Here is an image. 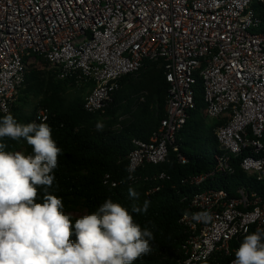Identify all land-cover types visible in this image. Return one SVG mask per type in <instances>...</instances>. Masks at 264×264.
Segmentation results:
<instances>
[{
	"label": "built area",
	"instance_id": "built-area-1",
	"mask_svg": "<svg viewBox=\"0 0 264 264\" xmlns=\"http://www.w3.org/2000/svg\"><path fill=\"white\" fill-rule=\"evenodd\" d=\"M31 59L47 61L59 80L89 86L88 113L103 110L122 78L145 61L164 62L167 116L149 140H133L132 181L145 164L166 161L169 145L196 108L199 76L205 114L222 122L215 130L221 154L213 170L191 184L232 175L235 160L248 178L264 183V0H0L1 114H11ZM48 117L40 108L34 122ZM105 184L120 183L107 176ZM190 204L189 216L181 219L190 233L185 264L235 254L246 235L264 229V195L251 185L239 186L234 195L208 189ZM202 211H210L212 220H192Z\"/></svg>",
	"mask_w": 264,
	"mask_h": 264
},
{
	"label": "trees",
	"instance_id": "trees-1",
	"mask_svg": "<svg viewBox=\"0 0 264 264\" xmlns=\"http://www.w3.org/2000/svg\"><path fill=\"white\" fill-rule=\"evenodd\" d=\"M40 61L48 64L44 59ZM76 88L72 80H59L54 69L47 73L27 70L24 87L11 114L18 123L27 124L34 122L40 108L48 110L45 123L51 127L52 137L61 149L53 173L55 180L48 193L62 198L65 214L71 216L80 208L91 214L110 198L127 208L134 222L142 228L147 225L152 231L151 252L133 264H185L184 245L190 233L181 219L185 211L192 210L190 200L194 195L213 188H223L234 195V191L244 185H251L264 195V183L248 178L239 167V160H235L238 162H235L232 175L191 184L192 178L211 172L217 155L221 154L215 130L222 122L209 120L205 114L203 84L199 76L194 86L196 108L189 113L175 142L169 145L166 161L140 167L133 181L128 179L133 140H149L167 116L169 84L164 62L147 60L140 71L123 77L112 101L96 113L85 110L86 96L77 92L78 89L74 94L70 93V89ZM32 98L37 99V104H32ZM28 109H33V113ZM4 116L0 113V119ZM98 121L104 124L103 131L96 130ZM0 142L6 144V152L23 149L24 155L32 154V146L24 138L5 137ZM181 157L187 162L182 163ZM161 174H165L166 179H160ZM107 176L120 184L117 187L105 184ZM130 187L139 193L137 203L141 209L145 200L150 202L146 212H131L134 201L129 198ZM43 195L44 186H38V203L42 202ZM75 220L72 217L73 224ZM70 240L76 242L74 230ZM238 242L240 238H235L234 247ZM235 258V254L217 253L201 264H231Z\"/></svg>",
	"mask_w": 264,
	"mask_h": 264
},
{
	"label": "clouds",
	"instance_id": "clouds-1",
	"mask_svg": "<svg viewBox=\"0 0 264 264\" xmlns=\"http://www.w3.org/2000/svg\"><path fill=\"white\" fill-rule=\"evenodd\" d=\"M103 129L98 121L96 130ZM5 137L24 138L32 154L6 152V144L0 142V264H133L151 252L152 231L134 222L130 211L110 198L72 223L62 198L48 193L61 149L47 123H18L9 113L0 119V140ZM38 186H44L41 203ZM128 194L134 201L131 212L147 211L149 201L141 209L139 193L130 187ZM183 215L187 218L189 212ZM191 218L207 223L213 217L202 211ZM73 230L75 243L70 240ZM262 237L264 229L246 235L232 264H264Z\"/></svg>",
	"mask_w": 264,
	"mask_h": 264
},
{
	"label": "rangeland",
	"instance_id": "rangeland-1",
	"mask_svg": "<svg viewBox=\"0 0 264 264\" xmlns=\"http://www.w3.org/2000/svg\"><path fill=\"white\" fill-rule=\"evenodd\" d=\"M27 67H28V70L35 69L37 71H42V72L44 71L46 73H47V71L51 70L49 63L46 65L44 62H42L40 60L39 61L38 60H34V59H31L30 60V62L28 63V66ZM76 85H77L78 88L72 89V90L70 89V93L74 94L76 92L75 90L78 89L77 92H80L84 96H86L87 93H88L89 86L88 87H87V85L81 86L79 84H76ZM92 86L93 85L91 84L90 87H92ZM31 100H32V104L33 105L37 104V102H38L37 99H35V98H32ZM28 110H29L30 113H33V111H34L33 109H28ZM209 120H211V119H209ZM19 152H21L22 154H24L23 153V149L20 150ZM224 182L226 184H228V186H229V188L231 190H234V187L231 184L227 183V181H224ZM86 214H87L86 209L80 208L76 212L71 213V216L73 218L78 219L81 216L86 215Z\"/></svg>",
	"mask_w": 264,
	"mask_h": 264
}]
</instances>
